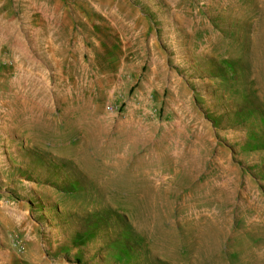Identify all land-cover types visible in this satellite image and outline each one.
I'll return each instance as SVG.
<instances>
[{
    "label": "rangeland",
    "instance_id": "1",
    "mask_svg": "<svg viewBox=\"0 0 264 264\" xmlns=\"http://www.w3.org/2000/svg\"><path fill=\"white\" fill-rule=\"evenodd\" d=\"M0 264H264V0H0Z\"/></svg>",
    "mask_w": 264,
    "mask_h": 264
}]
</instances>
